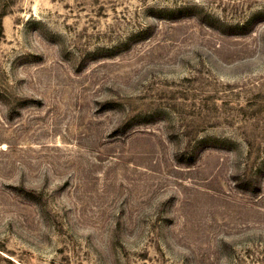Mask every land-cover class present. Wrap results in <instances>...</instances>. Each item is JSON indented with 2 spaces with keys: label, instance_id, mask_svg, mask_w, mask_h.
I'll use <instances>...</instances> for the list:
<instances>
[{
  "label": "rangeland",
  "instance_id": "1",
  "mask_svg": "<svg viewBox=\"0 0 264 264\" xmlns=\"http://www.w3.org/2000/svg\"><path fill=\"white\" fill-rule=\"evenodd\" d=\"M0 22V264H264V0Z\"/></svg>",
  "mask_w": 264,
  "mask_h": 264
},
{
  "label": "trees",
  "instance_id": "2",
  "mask_svg": "<svg viewBox=\"0 0 264 264\" xmlns=\"http://www.w3.org/2000/svg\"><path fill=\"white\" fill-rule=\"evenodd\" d=\"M1 26H2V25H1V22H0V28H1Z\"/></svg>",
  "mask_w": 264,
  "mask_h": 264
}]
</instances>
